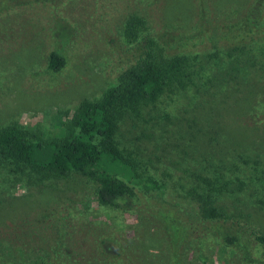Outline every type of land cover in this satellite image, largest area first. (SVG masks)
<instances>
[{"label":"rangeland","instance_id":"obj_1","mask_svg":"<svg viewBox=\"0 0 264 264\" xmlns=\"http://www.w3.org/2000/svg\"><path fill=\"white\" fill-rule=\"evenodd\" d=\"M134 18L141 47L156 38L158 56L186 51L191 64L185 88L119 124L122 149L160 188L138 187L118 210L79 172L42 179L0 159V264H264V0H0V129L68 136L80 104L138 54ZM52 52L66 59L58 73ZM203 195L221 218L204 216Z\"/></svg>","mask_w":264,"mask_h":264},{"label":"trees","instance_id":"obj_2","mask_svg":"<svg viewBox=\"0 0 264 264\" xmlns=\"http://www.w3.org/2000/svg\"><path fill=\"white\" fill-rule=\"evenodd\" d=\"M259 7L260 4H255L241 20L242 26L251 28L246 36L254 33L260 19ZM145 28V21L139 18L127 23L125 36L131 42L137 41L138 54L100 99L84 100L80 104L74 112L68 136L60 141L45 142L18 127L0 129V159L14 166L17 172L29 169L42 179L79 172L98 184L100 204L118 210L128 207L138 187L158 190V182L152 177H143L138 161L122 149L118 141L119 124L127 114L140 116L143 108L157 103L168 88H185L191 64L186 51L158 56L161 48L156 47V38H148L147 45L141 47L145 37H141L139 31ZM65 66L66 59L52 52L49 69L58 73ZM198 198L205 217L221 218L211 197ZM229 231L225 232L226 240L235 244L237 238ZM256 240L264 250V234H258Z\"/></svg>","mask_w":264,"mask_h":264}]
</instances>
